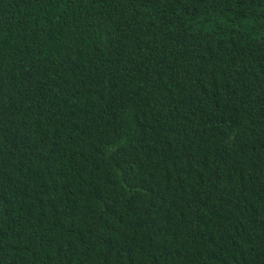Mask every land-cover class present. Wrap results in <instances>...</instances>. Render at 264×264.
I'll return each mask as SVG.
<instances>
[{"label": "trees", "instance_id": "trees-1", "mask_svg": "<svg viewBox=\"0 0 264 264\" xmlns=\"http://www.w3.org/2000/svg\"><path fill=\"white\" fill-rule=\"evenodd\" d=\"M0 264H264V0H0Z\"/></svg>", "mask_w": 264, "mask_h": 264}]
</instances>
